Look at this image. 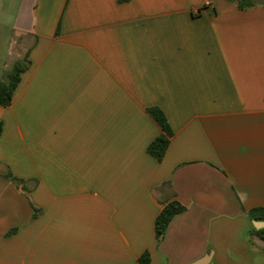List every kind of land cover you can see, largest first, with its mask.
Returning a JSON list of instances; mask_svg holds the SVG:
<instances>
[{"label": "crops", "instance_id": "crops-1", "mask_svg": "<svg viewBox=\"0 0 264 264\" xmlns=\"http://www.w3.org/2000/svg\"><path fill=\"white\" fill-rule=\"evenodd\" d=\"M244 4L20 0L0 264H264V0ZM150 108L173 132L161 162Z\"/></svg>", "mask_w": 264, "mask_h": 264}, {"label": "trees", "instance_id": "trees-1", "mask_svg": "<svg viewBox=\"0 0 264 264\" xmlns=\"http://www.w3.org/2000/svg\"><path fill=\"white\" fill-rule=\"evenodd\" d=\"M238 1L241 7H245L244 0ZM28 63V57H25L22 61L16 62L7 74L6 78L0 79V106L8 107L12 104L15 91L21 81V74L27 69ZM148 113L162 128L164 133L148 146L147 151L155 160L161 162L168 150L170 138L173 135V132L165 113L161 109L150 108L148 109ZM2 130L3 124L0 122V135ZM10 178L12 177L10 176ZM12 180L16 181V179L13 178ZM184 210L185 208L179 203L171 202L157 216L155 221V234L159 242H161L164 238L173 218L182 213ZM263 211V209H255L251 214L256 219H264V215L262 214ZM255 234L264 241V230L257 231ZM150 262L151 256L149 252L143 254L139 259V264H149Z\"/></svg>", "mask_w": 264, "mask_h": 264}, {"label": "rangeland", "instance_id": "rangeland-1", "mask_svg": "<svg viewBox=\"0 0 264 264\" xmlns=\"http://www.w3.org/2000/svg\"><path fill=\"white\" fill-rule=\"evenodd\" d=\"M19 3L20 0H0V61L6 62L7 67H2L5 71L11 70L12 62L18 58L12 53L18 41L13 32V20Z\"/></svg>", "mask_w": 264, "mask_h": 264}, {"label": "built area", "instance_id": "built-area-1", "mask_svg": "<svg viewBox=\"0 0 264 264\" xmlns=\"http://www.w3.org/2000/svg\"><path fill=\"white\" fill-rule=\"evenodd\" d=\"M211 4V2L210 1H207V5H210Z\"/></svg>", "mask_w": 264, "mask_h": 264}]
</instances>
